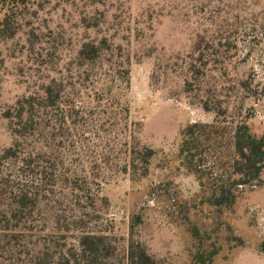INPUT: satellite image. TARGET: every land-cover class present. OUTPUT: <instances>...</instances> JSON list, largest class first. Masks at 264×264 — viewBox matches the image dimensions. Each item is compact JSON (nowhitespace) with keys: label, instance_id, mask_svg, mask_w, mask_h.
Wrapping results in <instances>:
<instances>
[{"label":"rangeland","instance_id":"rangeland-1","mask_svg":"<svg viewBox=\"0 0 264 264\" xmlns=\"http://www.w3.org/2000/svg\"><path fill=\"white\" fill-rule=\"evenodd\" d=\"M25 13L15 37L0 36V153L14 141L4 111L42 82L67 76L84 42L107 38L110 58L130 71V119L156 154L138 180L114 167L101 174L108 204L99 217L84 204L88 227L116 238L121 255L132 236L164 264H193L199 250L213 248L212 264H264V170L261 182L241 188L234 207L218 209L208 202L210 187L178 159L183 128L216 118L201 103L209 90L227 108L220 120H246L264 135V0H29ZM206 43L214 50L210 69L202 90L189 93L188 56ZM205 162L211 178H226L215 155ZM46 220L54 230L51 214ZM66 242L77 245L74 235ZM22 258L5 255L0 264Z\"/></svg>","mask_w":264,"mask_h":264},{"label":"trees","instance_id":"trees-1","mask_svg":"<svg viewBox=\"0 0 264 264\" xmlns=\"http://www.w3.org/2000/svg\"><path fill=\"white\" fill-rule=\"evenodd\" d=\"M28 5L29 0H0L1 37L20 32ZM212 48L199 45L188 56L187 92L202 90ZM113 54L107 38L84 42L67 76L42 82L38 91L4 111L14 141L0 153V260L9 255L23 257L6 260L12 264H164L132 236L121 255L116 238L90 229L91 219L82 212L86 203L88 215L99 217L100 205L108 204L100 195L101 174L114 167L138 180L156 154L142 144L130 119V71L125 62L110 58ZM241 83L249 85L248 80ZM201 103L216 118L183 128L178 159L210 187L212 206L232 208L241 188L262 181L264 135L246 120L234 126L220 120L227 108L212 91ZM211 154L221 160L226 178L207 173L204 165ZM48 214L55 220L50 231ZM191 230L202 240L197 228ZM71 235L77 245L67 244ZM217 254L216 248L199 250L193 264H212Z\"/></svg>","mask_w":264,"mask_h":264}]
</instances>
